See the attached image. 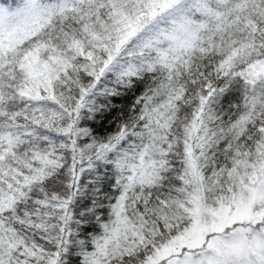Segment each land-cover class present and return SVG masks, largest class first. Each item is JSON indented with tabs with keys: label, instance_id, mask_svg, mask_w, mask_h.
<instances>
[{
	"label": "trees",
	"instance_id": "obj_1",
	"mask_svg": "<svg viewBox=\"0 0 264 264\" xmlns=\"http://www.w3.org/2000/svg\"><path fill=\"white\" fill-rule=\"evenodd\" d=\"M135 3L0 0V264H137L184 223L189 187L214 201L250 158L264 73L239 71L264 57V0H170L115 22ZM44 46L46 80L27 77Z\"/></svg>",
	"mask_w": 264,
	"mask_h": 264
},
{
	"label": "rangeland",
	"instance_id": "obj_2",
	"mask_svg": "<svg viewBox=\"0 0 264 264\" xmlns=\"http://www.w3.org/2000/svg\"><path fill=\"white\" fill-rule=\"evenodd\" d=\"M168 1L138 0L139 4H130L129 10L117 5L115 22L121 25L129 18L134 20L145 12L150 14ZM124 4L128 6L126 1ZM49 48L41 47L38 56L34 50L23 56L27 77L37 75L39 80H46L41 56L49 53ZM262 73L264 57L248 62L239 71L247 81ZM196 120H200L199 116ZM255 134L258 140L252 144L250 158L241 151L222 174V186L214 192L221 193L219 197L214 201L202 197V201L198 189L189 187L187 198L176 203L185 210L184 223L169 238L145 250L137 264H264V125H258ZM184 150L187 152L185 144ZM95 248L105 253L104 247ZM95 254L83 253L80 264H97L100 254ZM40 255L42 259L37 261L49 262L51 255Z\"/></svg>",
	"mask_w": 264,
	"mask_h": 264
}]
</instances>
